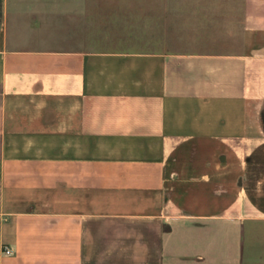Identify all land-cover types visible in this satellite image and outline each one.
Returning <instances> with one entry per match:
<instances>
[{
  "label": "crops",
  "instance_id": "0c3cea01",
  "mask_svg": "<svg viewBox=\"0 0 264 264\" xmlns=\"http://www.w3.org/2000/svg\"><path fill=\"white\" fill-rule=\"evenodd\" d=\"M0 264H264V0H0Z\"/></svg>",
  "mask_w": 264,
  "mask_h": 264
},
{
  "label": "built area",
  "instance_id": "2783aa9c",
  "mask_svg": "<svg viewBox=\"0 0 264 264\" xmlns=\"http://www.w3.org/2000/svg\"><path fill=\"white\" fill-rule=\"evenodd\" d=\"M4 250H5V252L6 253H12V248L11 247H8V246H6L5 248H4Z\"/></svg>",
  "mask_w": 264,
  "mask_h": 264
}]
</instances>
